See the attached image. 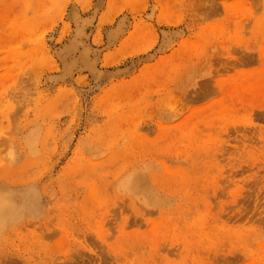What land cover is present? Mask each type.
I'll use <instances>...</instances> for the list:
<instances>
[{"label": "rangeland", "instance_id": "1", "mask_svg": "<svg viewBox=\"0 0 264 264\" xmlns=\"http://www.w3.org/2000/svg\"><path fill=\"white\" fill-rule=\"evenodd\" d=\"M0 197V264H264V0H0Z\"/></svg>", "mask_w": 264, "mask_h": 264}, {"label": "bare ground", "instance_id": "2", "mask_svg": "<svg viewBox=\"0 0 264 264\" xmlns=\"http://www.w3.org/2000/svg\"><path fill=\"white\" fill-rule=\"evenodd\" d=\"M114 132V130H111L112 134ZM112 136V135H111ZM136 180H139L140 177L137 175L135 176ZM32 194L29 192H24L22 193V203L25 202V206H29L30 204H32ZM14 205L10 202V200L8 198L5 197H0V219H2L3 217L6 219H13L14 215L11 214V210H13ZM263 216H264V212H263ZM46 233H44V231L42 230L40 232V234L37 235H32L31 237H41L44 236ZM52 263L54 264L55 261L53 260ZM12 264H33L29 259H21V260H13Z\"/></svg>", "mask_w": 264, "mask_h": 264}]
</instances>
